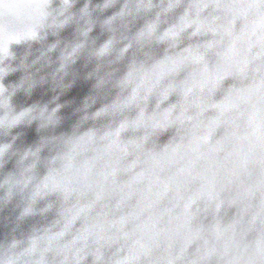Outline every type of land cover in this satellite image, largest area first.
Masks as SVG:
<instances>
[{
	"label": "water",
	"instance_id": "water-1",
	"mask_svg": "<svg viewBox=\"0 0 264 264\" xmlns=\"http://www.w3.org/2000/svg\"><path fill=\"white\" fill-rule=\"evenodd\" d=\"M0 147V264H264V0H0Z\"/></svg>",
	"mask_w": 264,
	"mask_h": 264
},
{
	"label": "clouds",
	"instance_id": "clouds-1",
	"mask_svg": "<svg viewBox=\"0 0 264 264\" xmlns=\"http://www.w3.org/2000/svg\"><path fill=\"white\" fill-rule=\"evenodd\" d=\"M153 24H155V23L149 24V25L146 27V29H145V31H144L145 35L148 34L149 26H150V25H153ZM155 27H156V25H155ZM189 27H191V26H189ZM189 27H188V28H189ZM186 29H187V28H186ZM154 30H155V28H154ZM154 30L152 31L151 35L153 34ZM184 30H185V29H184ZM184 30H181V31L179 32V34L176 35L174 38L177 40V37H178V36L180 35V33H182ZM160 37H161V36H160ZM164 40H168V41L172 42V38H169V37H164ZM19 115H20V114H19ZM19 115H17V116H19ZM7 254H9V255H11V256L13 257V264H17V261H16V252L10 250ZM34 259H35V253H33L31 257H29V256H21V257H20V261L23 262V264H31V261L34 260Z\"/></svg>",
	"mask_w": 264,
	"mask_h": 264
},
{
	"label": "snow or ice",
	"instance_id": "snow-or-ice-1",
	"mask_svg": "<svg viewBox=\"0 0 264 264\" xmlns=\"http://www.w3.org/2000/svg\"><path fill=\"white\" fill-rule=\"evenodd\" d=\"M4 149L2 147H0V152H2Z\"/></svg>",
	"mask_w": 264,
	"mask_h": 264
}]
</instances>
